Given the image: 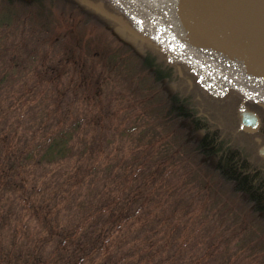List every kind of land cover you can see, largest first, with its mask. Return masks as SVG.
Wrapping results in <instances>:
<instances>
[{
  "label": "trees",
  "instance_id": "16d2710c",
  "mask_svg": "<svg viewBox=\"0 0 264 264\" xmlns=\"http://www.w3.org/2000/svg\"><path fill=\"white\" fill-rule=\"evenodd\" d=\"M100 1L0 0L6 13L1 23L23 16L47 26L45 46L36 41L28 57L0 47V264H207L206 244L180 254L186 238L176 233L188 228L193 211L190 201L175 208L167 200L166 163L150 164L143 149L106 137L116 128V114L128 108L117 109L115 97L104 100V86L113 89L109 74L97 69L104 68L105 57L86 50L76 31L88 25L96 32L88 15L96 21L100 13L88 6ZM103 2L113 10L110 0ZM112 12L105 10L107 19L97 22L122 29H128L124 19L135 24ZM146 38L135 42L143 57L134 59L133 78L152 79L149 96L156 84L168 91L161 123L185 125L193 140L190 153L209 159L218 181L264 217V161L237 116L238 106L249 103L223 96L208 81L202 88L206 74Z\"/></svg>",
  "mask_w": 264,
  "mask_h": 264
},
{
  "label": "rangeland",
  "instance_id": "374dc122",
  "mask_svg": "<svg viewBox=\"0 0 264 264\" xmlns=\"http://www.w3.org/2000/svg\"><path fill=\"white\" fill-rule=\"evenodd\" d=\"M101 1L103 11H99L100 18L95 21L88 15L90 23L97 27L96 32L91 31L86 24V27L78 25L76 31L86 50H92L99 54V57H105L104 68L97 69L100 73L104 71L109 74L113 89L110 86H104V100L115 97L113 102L115 101L117 109L128 108L119 112V115L116 114L114 121L112 120V125L116 128L106 131V137L110 141L117 138L123 139L124 142L126 140L129 142L128 145L131 144L133 151H135L134 146L137 150L143 149L146 151L147 157H145L150 164L161 161L166 163L162 189L167 192V200L173 201L175 208L183 207L190 201L189 208L193 211V217L189 218L187 215L185 220L188 221L185 224L188 228L182 227V231L176 233L185 234L183 237L186 238L181 255L187 256L192 245L196 244L199 247L206 244L204 248H210L204 260L207 264H264V217L253 213L243 197L232 192L230 186L218 181L209 159L190 153L193 140L187 138L188 132L185 125L161 123L160 117L163 111L160 107L168 91L163 90L161 84H156V91L153 90L154 92L149 96L153 87L151 78L136 80L137 82L133 78L135 57H143L142 52L137 54L135 42H143L145 37H148L146 39L150 37L152 40L156 38L140 22L130 16L129 11L120 2L110 0L109 5L112 6V10L103 2L104 0ZM82 3L87 6L84 1ZM79 4V2L76 3V5ZM83 4H80V7ZM94 4L88 8L92 9ZM66 6L69 5L66 4ZM105 10L132 18L135 24L127 19L124 21H127L129 29L138 33V38H133L120 27L98 23L104 21L102 17L107 19L103 16L104 14L108 17L104 13ZM16 12V15L22 16V13L19 14L21 11ZM5 14L4 8L0 7V21ZM6 24L0 22V47L5 46L10 54L18 48L17 56L28 57L36 41L40 40L43 44L47 26L40 27L32 20H24L23 16L17 21L11 17V22ZM58 24L61 25L60 22ZM122 57L130 58L121 60ZM96 61L99 62V58H96ZM28 64L24 65L28 66ZM188 78L191 79L189 74ZM3 80L2 76V82ZM207 83L205 80L200 82V85L206 88ZM222 111L227 113L228 109L224 108ZM117 124H126L125 130L131 131L125 134L123 127L120 129L121 126ZM228 129L231 130V128ZM185 141L188 144H184ZM247 142L249 143L248 140ZM242 149L245 150L244 147ZM123 158L129 163L134 157L131 154L124 155ZM154 199L155 196L152 195L151 202ZM188 234L192 235L188 236Z\"/></svg>",
  "mask_w": 264,
  "mask_h": 264
},
{
  "label": "water",
  "instance_id": "95a60500",
  "mask_svg": "<svg viewBox=\"0 0 264 264\" xmlns=\"http://www.w3.org/2000/svg\"><path fill=\"white\" fill-rule=\"evenodd\" d=\"M164 47L200 72L264 99V0H120ZM102 4L92 10L98 13ZM128 34H133L128 28ZM242 129L256 116L241 105ZM264 157V146L258 150Z\"/></svg>",
  "mask_w": 264,
  "mask_h": 264
},
{
  "label": "flooded vegetation",
  "instance_id": "af4514ba",
  "mask_svg": "<svg viewBox=\"0 0 264 264\" xmlns=\"http://www.w3.org/2000/svg\"><path fill=\"white\" fill-rule=\"evenodd\" d=\"M101 3V2H100ZM102 4V3H101ZM103 11V6L101 9V12ZM128 28L130 27L128 25V23H124ZM133 33V30L130 29ZM207 80L208 82H210L213 86H215L217 88V91L220 92V94H222L223 96H240L243 99L241 100L242 103H249L251 104V106L249 104L248 107H245L244 105L240 104L238 106L239 107L242 105L246 111L254 114L256 116V118L258 119V128L256 129V131L253 134H248L246 133L244 130V134L246 135V138L249 141V146L251 147L252 151L255 152L256 156L259 157L260 159H262L264 161V157H260L258 155V150L260 147L264 146V142H262L261 137H264V128H262V120L264 122V99L260 98L259 96L245 90L242 89L240 87L231 85L229 83L223 82L219 79L213 78L209 75H207ZM238 109H237V116H238ZM263 117V118H262ZM262 119V120H261ZM238 123H239V117H238ZM240 125V123H239Z\"/></svg>",
  "mask_w": 264,
  "mask_h": 264
},
{
  "label": "bare ground",
  "instance_id": "6f19581e",
  "mask_svg": "<svg viewBox=\"0 0 264 264\" xmlns=\"http://www.w3.org/2000/svg\"><path fill=\"white\" fill-rule=\"evenodd\" d=\"M118 2L120 1V0H117Z\"/></svg>",
  "mask_w": 264,
  "mask_h": 264
}]
</instances>
